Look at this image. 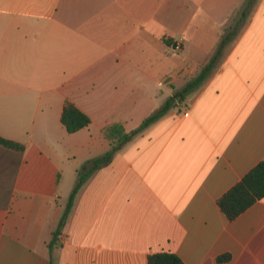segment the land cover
Returning a JSON list of instances; mask_svg holds the SVG:
<instances>
[{"label":"crops","instance_id":"0c3cea01","mask_svg":"<svg viewBox=\"0 0 264 264\" xmlns=\"http://www.w3.org/2000/svg\"><path fill=\"white\" fill-rule=\"evenodd\" d=\"M248 1L0 0V137L24 146L0 145V264H264V198L235 220L218 204L264 161V0L204 85L85 183L53 244L104 128L183 89ZM66 102L87 128L66 131Z\"/></svg>","mask_w":264,"mask_h":264},{"label":"trees","instance_id":"16d2710c","mask_svg":"<svg viewBox=\"0 0 264 264\" xmlns=\"http://www.w3.org/2000/svg\"><path fill=\"white\" fill-rule=\"evenodd\" d=\"M257 0H249L248 3L241 10L238 17L235 19L234 26L226 31L216 53L203 67L200 73L192 79L183 89L178 90L170 97L159 109H157L151 116L146 118L140 126L136 129L127 132L123 125L113 124L104 128L103 133L110 143V149L101 157L95 158L82 166L78 172V183L69 199L67 208L60 220L59 226L54 233L53 244H55L62 234L66 225L70 212L72 211L75 198L85 183L102 167L109 165L114 156L121 151L128 143H130L136 136L143 133L153 124L165 117L178 104L184 103L187 98L195 90L201 88L209 77L218 68L226 47L237 37L242 29L243 23L246 21L249 13ZM61 123L66 128L69 134L76 133L82 129L87 128L91 124L90 118L80 111L74 104L66 102ZM0 145L14 149L17 151H24V146L13 141L0 137ZM264 198V161L247 174L243 180L228 191L218 202L221 210L229 220H235L248 208H250L257 201ZM229 259V256H223L218 260L223 262ZM148 264H184L182 260L170 253H157L148 257Z\"/></svg>","mask_w":264,"mask_h":264},{"label":"built area","instance_id":"2783aa9c","mask_svg":"<svg viewBox=\"0 0 264 264\" xmlns=\"http://www.w3.org/2000/svg\"><path fill=\"white\" fill-rule=\"evenodd\" d=\"M183 48V41L182 40H177L172 44V50L174 53H179L182 51Z\"/></svg>","mask_w":264,"mask_h":264},{"label":"rangeland","instance_id":"374dc122","mask_svg":"<svg viewBox=\"0 0 264 264\" xmlns=\"http://www.w3.org/2000/svg\"><path fill=\"white\" fill-rule=\"evenodd\" d=\"M193 95H194V92H193V93H191L189 97H192Z\"/></svg>","mask_w":264,"mask_h":264}]
</instances>
